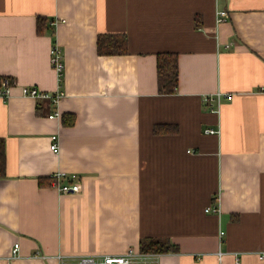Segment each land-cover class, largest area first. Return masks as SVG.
I'll return each instance as SVG.
<instances>
[{"label": "crops", "instance_id": "1", "mask_svg": "<svg viewBox=\"0 0 264 264\" xmlns=\"http://www.w3.org/2000/svg\"><path fill=\"white\" fill-rule=\"evenodd\" d=\"M108 33L128 52L99 53ZM162 51L178 53L173 93ZM0 77V264H89L146 237L177 246L159 264H264V0H0ZM23 85L62 89L61 115ZM59 170L79 192L53 187Z\"/></svg>", "mask_w": 264, "mask_h": 264}, {"label": "built area", "instance_id": "2", "mask_svg": "<svg viewBox=\"0 0 264 264\" xmlns=\"http://www.w3.org/2000/svg\"><path fill=\"white\" fill-rule=\"evenodd\" d=\"M228 16V10L217 9L216 11V21L220 23L226 20ZM56 22V20L52 21ZM50 62L52 67L56 70L58 74V79L62 80L64 73V54L60 45L54 42L50 50ZM14 84L9 78H4L0 84V98H9L13 95ZM21 95L29 96L33 98H49L52 104L55 105V109L49 114L51 118L59 117L61 115L60 110L57 105L60 99L64 96V91L62 89H57L54 92L42 90L35 85H23L21 86ZM220 95V93H219ZM231 97V94L228 95ZM215 128H207L206 132H217ZM51 148L55 151L59 149V136L57 134L52 135ZM67 173L65 171L59 170L52 174L51 182L53 187H55L60 192L74 193L79 192L81 189L80 181L75 178H69L65 180ZM207 210L213 212H220V205L214 204L207 207ZM224 234V231H220V236ZM19 248V243L17 242L13 248V256L17 255ZM83 262H88L89 264H159V253L158 252H146L133 247L128 248L124 253L121 254H101L97 256H87L82 259ZM64 264V263H62Z\"/></svg>", "mask_w": 264, "mask_h": 264}, {"label": "trees", "instance_id": "3", "mask_svg": "<svg viewBox=\"0 0 264 264\" xmlns=\"http://www.w3.org/2000/svg\"><path fill=\"white\" fill-rule=\"evenodd\" d=\"M98 51L102 54H121L128 52V39L125 35L100 34L98 37ZM158 84L162 93H173L179 82L178 53L175 51H162L158 53ZM0 77V84H1ZM64 122L71 124L75 120L74 114H64ZM5 139L0 136V178L6 175V149ZM168 240L146 237L140 243L139 250L146 252H168L176 250Z\"/></svg>", "mask_w": 264, "mask_h": 264}, {"label": "rangeland", "instance_id": "4", "mask_svg": "<svg viewBox=\"0 0 264 264\" xmlns=\"http://www.w3.org/2000/svg\"><path fill=\"white\" fill-rule=\"evenodd\" d=\"M160 254V252H158Z\"/></svg>", "mask_w": 264, "mask_h": 264}]
</instances>
